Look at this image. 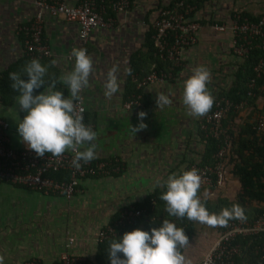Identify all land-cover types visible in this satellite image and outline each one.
<instances>
[{
  "label": "crops",
  "instance_id": "obj_1",
  "mask_svg": "<svg viewBox=\"0 0 264 264\" xmlns=\"http://www.w3.org/2000/svg\"><path fill=\"white\" fill-rule=\"evenodd\" d=\"M80 1L65 0V3L74 6ZM174 1L133 0L124 11L106 8L105 16L111 18L112 25L90 32L84 46L75 22L43 12L42 33L50 55L36 58L48 66V72L44 77L45 86L34 90V95L55 80L53 90L70 96L59 77L74 68L72 50L84 48L93 61L89 85L80 94L85 124L96 133V158L91 162L116 160L118 171L82 179L78 191L69 198L46 196L0 183V264H24L29 259L53 264L64 252L96 264L95 237L101 228L113 222L111 219L116 213L144 201L154 191H163L165 188L158 187L157 181H165L174 173L182 174L190 164L201 160L204 143L199 136L197 118L189 116L182 103L184 81L192 75L193 68L205 66L211 73L207 88L213 100L224 98L220 94L232 87L244 60L233 54L230 32H212L208 22L228 25L237 12L257 18L264 14V0H203L193 16L201 24L197 41L183 50L182 66L174 79L144 86L140 92L142 105L124 109V102L135 98L137 93L133 76L143 77L155 64L150 59L148 41L160 12ZM34 2L0 0V78L13 72L27 77L23 71L27 56L18 28L35 19ZM53 60L57 63L50 66ZM114 66L118 68L119 91L109 99L105 97L104 85ZM158 93L168 95L172 103L158 108ZM0 95H5L1 89ZM18 95L7 105L0 103V119L8 124L9 147L14 150L26 148L17 131L18 122L27 114L19 111ZM251 108L253 111L240 112L230 126L250 112L254 117L261 115L264 98L256 99ZM141 111L147 113L143 121L147 128L134 134L131 125L140 123ZM239 189V181L228 175L227 181L213 190V196L215 199L233 196L227 199L233 201ZM215 232L213 227L197 226L196 235L182 251L191 264L200 261ZM69 237L74 239L70 247L67 246Z\"/></svg>",
  "mask_w": 264,
  "mask_h": 264
},
{
  "label": "built area",
  "instance_id": "obj_2",
  "mask_svg": "<svg viewBox=\"0 0 264 264\" xmlns=\"http://www.w3.org/2000/svg\"><path fill=\"white\" fill-rule=\"evenodd\" d=\"M34 5L37 8L35 19L18 28L23 38L26 56L30 60L50 55L42 33L43 12L51 17H62L66 21L75 22L78 25V38L84 46L90 32L109 28L112 25L111 18L105 16L106 8L111 11H124L130 6V3L128 0H82L77 5L69 6L65 0H35ZM194 10V6L180 1L160 12L153 26L151 40L154 48L153 56L164 67L159 69L153 64L143 77L133 76L137 91L149 84H161L174 79L177 70L182 66L183 50L196 43L201 28L200 22L193 18ZM208 25L210 30L215 33L230 32L232 51L238 59L243 60L248 55L249 50L253 48L252 42L258 38L260 41L256 47L264 48V14L260 15L257 21L251 22L246 18L240 21L235 13L228 25L222 23ZM261 66L262 61L260 60L254 68L257 76ZM140 96L136 93L135 98L124 102V109L140 107L142 105ZM231 105L228 99L219 98L214 101V109L200 117V130L204 132L205 136L219 140L212 166L197 167L192 165L186 170H197L202 180L200 189L215 190L227 181L229 174L225 168L230 151V138L226 130L222 128L221 120ZM241 106L242 104L234 107L240 109ZM77 110L83 115L85 124V108L81 100L78 102ZM7 129L8 124L0 119V183L23 187L46 196L69 198L78 191L82 179L111 175L118 171L117 162L112 159L95 160L87 164L81 161L82 166L77 170L71 166L74 156L71 151L65 152L60 158L52 157L51 154H45L41 158L27 147L14 150L9 147ZM255 129L264 139V117H260ZM60 171L69 174L67 180H56L48 176L49 173ZM139 214V211L133 210L131 207L125 208L120 212L119 218L115 222L98 231L95 237L96 244L113 236L115 234L114 227L122 226L124 222H131ZM215 231L210 247L197 264H235V259L238 257L245 259L248 253H252L253 258L257 262L259 261L257 264H264V215L251 221L230 220L226 226H220ZM67 240V246L70 247L74 239L69 237ZM24 264H42V262L29 259ZM53 264L93 263L85 257L64 252Z\"/></svg>",
  "mask_w": 264,
  "mask_h": 264
},
{
  "label": "clouds",
  "instance_id": "obj_3",
  "mask_svg": "<svg viewBox=\"0 0 264 264\" xmlns=\"http://www.w3.org/2000/svg\"><path fill=\"white\" fill-rule=\"evenodd\" d=\"M72 56L75 58L73 70L59 77V82L70 92L68 97L61 91L53 90L57 83L55 80L43 92L34 95V90L45 86L44 77L48 72V66L35 58L23 70L27 80L15 72L10 73L9 78L13 81L11 87L19 93L16 97L19 111L27 113L18 122L21 141L41 158L45 154L60 158L71 151L74 153L71 166L79 170L81 161L87 164L96 158V133L83 123V115L77 110L80 94L89 85L93 61L85 49L74 48ZM56 63L53 60L50 66ZM117 71L114 66L107 74L104 85L106 98L111 99L119 91ZM210 81L211 73L205 66L193 68L192 75L184 81L182 103L189 116L202 117L212 108L214 100L207 88ZM171 103L168 95H156L158 108ZM146 116V112H139L140 123L131 125L134 134L147 128L143 122ZM201 183V176L195 169L179 175L174 173L165 181H157L158 187L166 189L159 197L166 204V212L170 216L186 217L189 221L209 227L226 226L229 220L246 218L244 209L238 204L222 209L219 214H210L198 195ZM188 245L185 229L164 219L162 225L153 227L150 233L139 228L124 233L122 238L110 242L108 253L111 264H191L180 251Z\"/></svg>",
  "mask_w": 264,
  "mask_h": 264
},
{
  "label": "trees",
  "instance_id": "obj_4",
  "mask_svg": "<svg viewBox=\"0 0 264 264\" xmlns=\"http://www.w3.org/2000/svg\"><path fill=\"white\" fill-rule=\"evenodd\" d=\"M118 1V0H112ZM131 3L133 0H128ZM184 2L185 4H190L194 6L195 10L192 15L197 10L198 6L203 2V0H175L169 4L166 8L172 7L176 2ZM164 8V9H166ZM242 21L247 18L251 22H255L259 17H247L243 13H236ZM199 22V21H198ZM210 23H217L216 21H210ZM260 39L258 38L253 43V48L249 50L248 55L243 59V63L240 65L238 72L236 74V79L233 82L232 87L228 92L220 94L219 97H224L231 102L225 117L221 120L222 128L226 130L230 138V151L228 155L227 163L230 166L229 174L236 178L240 183V189L237 191L233 201H229L226 198L217 197L214 200H209L208 198L201 196L202 189H199L198 195L201 202L205 205L209 213L219 214L224 208H231L233 205H240L244 209L245 219L244 221H251L260 215H264V139L261 134H259L256 129V123L260 117H264V112L260 115L252 116L253 112H250L245 118L239 123H230L237 117H239L240 112L254 107V102L256 99L262 97L264 98V48L261 46L256 47L259 44ZM148 46L150 47V59L155 61L157 68L162 69L164 65L159 62L154 56V48L152 40L148 41ZM262 61V66L260 68L259 75L257 76L254 68L258 65L259 61ZM31 61L26 57L25 62ZM22 78V77H21ZM27 80L28 77L22 78ZM13 81L9 78V74H5L0 78V103L9 104L13 97L19 93L14 91L11 87ZM251 85V87H250ZM42 87V86H41ZM141 90L137 91L140 94ZM215 101V100H214ZM242 104L240 109H236L235 105ZM214 109V103L209 112ZM200 117L197 118L199 136L204 143V151L201 160L198 163H192L197 167L212 166L214 164L215 158L214 154L217 151L219 140L214 139L210 136H205L204 132L199 128ZM189 167L187 169H189ZM53 179L56 180H67L69 174L65 171H60L56 173H49ZM166 191H154L151 195L144 199L140 203H135L131 208L140 212L139 216L135 217L131 222H124L122 226L114 227L115 234L109 236L101 242L96 244L94 260L96 264H111L109 259L108 248L109 244L113 240H118L122 238L124 233L131 232L137 228L144 231L151 232L153 227H160L164 219H168L170 222L176 224L178 228L185 229V234L191 240L197 232L198 222L189 221L186 217L183 219L170 216L166 212V204L164 201L159 199L162 193ZM121 209V211H123ZM120 211V212H121ZM120 213H116L111 221H116L119 218ZM237 220V219H232ZM230 221V220H229ZM217 230L219 227H213ZM181 253L183 248L180 249ZM123 258V254H120ZM252 253H248L246 258L235 259V264H257L252 256Z\"/></svg>",
  "mask_w": 264,
  "mask_h": 264
},
{
  "label": "rangeland",
  "instance_id": "obj_5",
  "mask_svg": "<svg viewBox=\"0 0 264 264\" xmlns=\"http://www.w3.org/2000/svg\"><path fill=\"white\" fill-rule=\"evenodd\" d=\"M226 171H228V174H229V169H230V166H229V164L227 163V165H226ZM230 175V174H229ZM213 193H214V191L213 190H209V189H202V192H201V194L202 195H204L203 197H205V198H208L209 200H214L215 198H214V196H213ZM236 193H237V191H236ZM235 193V194H236ZM219 197V196H218ZM230 197V196H229ZM229 197L227 198V199H229ZM233 197V196H232ZM232 197H230V198H232Z\"/></svg>",
  "mask_w": 264,
  "mask_h": 264
}]
</instances>
